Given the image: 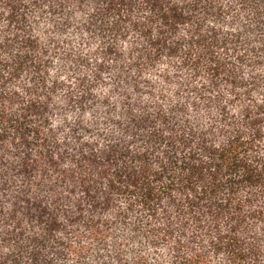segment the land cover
<instances>
[{
  "label": "trees",
  "instance_id": "1",
  "mask_svg": "<svg viewBox=\"0 0 264 264\" xmlns=\"http://www.w3.org/2000/svg\"><path fill=\"white\" fill-rule=\"evenodd\" d=\"M0 264H264V0H0Z\"/></svg>",
  "mask_w": 264,
  "mask_h": 264
}]
</instances>
